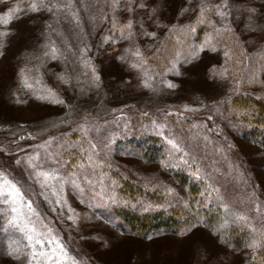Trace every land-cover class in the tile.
<instances>
[{
    "label": "rangeland",
    "instance_id": "obj_1",
    "mask_svg": "<svg viewBox=\"0 0 264 264\" xmlns=\"http://www.w3.org/2000/svg\"><path fill=\"white\" fill-rule=\"evenodd\" d=\"M32 2L0 0V16L11 10L10 23L0 22V171L32 201L41 224L78 264H254L264 240L249 229L264 233V116L247 122L235 109L241 95L264 105V0H227L225 20L208 11L223 0H134L132 12L129 0L115 10L113 0H72L53 12H32ZM85 150L134 188L125 206L141 220L175 218L172 231L132 232L105 188L80 177L94 165L70 168L78 187L65 186L63 210L53 203L29 157L79 165L75 156ZM178 203L184 211L176 213ZM3 227L0 213V264H27V241Z\"/></svg>",
    "mask_w": 264,
    "mask_h": 264
},
{
    "label": "snow or ice",
    "instance_id": "obj_2",
    "mask_svg": "<svg viewBox=\"0 0 264 264\" xmlns=\"http://www.w3.org/2000/svg\"><path fill=\"white\" fill-rule=\"evenodd\" d=\"M120 3L121 0H113V9H117ZM133 3L134 0H129L127 11H134V8L132 7ZM72 6V0H68V3L66 5H61L58 3L50 4L47 2V0H33V2L29 5V10L32 12H41L45 10L48 12H53L54 9H59L61 7L71 8ZM139 7L144 8L146 7V4L141 3ZM212 7L215 8V14L219 16L221 20H225L230 15V13H226L224 11L225 8L229 7L227 0H223L222 3L215 4L214 6H209L208 11H211ZM204 10V6L202 5L200 12L201 17H203L204 15ZM252 11H254V9ZM8 16V19H4L3 16H0V22H3L4 24L10 23L11 10L9 11ZM73 16L77 19V23H79L78 14L73 13ZM200 22L204 23L205 21L201 20ZM111 23L114 28L115 15L113 16V20ZM208 23L212 24L215 27L214 21H208ZM157 26L160 27L161 25ZM124 27L129 30L130 37L131 30L133 28V21L129 20ZM227 30L232 31L231 28H228ZM190 31L195 32V28L190 29ZM216 31L219 32L220 29L216 28ZM3 34L6 35L7 33ZM120 34L121 36H123V29L120 30ZM144 35L155 38L156 33L145 31ZM207 43L208 40L206 39L204 44L200 45V51L204 50V46ZM212 50L215 51L216 49L213 48ZM81 51L83 53L86 52L87 49H82ZM2 54L3 53L0 52V55ZM45 55H48V53H45ZM134 55L137 57H142L143 54L139 49H137ZM225 55L227 56L228 53L226 52ZM51 58H58L57 49L55 48L54 44L52 47ZM117 58L121 60L124 59V57L122 56ZM130 67L137 69L139 68V65L133 62L130 64ZM92 70L93 72H95L94 67ZM19 74L22 77L24 85L28 88H31L32 85L27 83L28 78L25 74V70L20 69ZM146 75L147 73H145V76ZM96 78L99 79L98 76ZM61 79H63V77H61ZM145 86H147V80H145ZM168 86L173 87L170 82ZM48 91L50 93H53V96L55 95L52 89H48ZM37 99L44 100L49 99V97L38 95ZM53 102L57 104L63 103V101L58 98ZM21 139H24V137H21ZM90 147L95 148V145H90ZM93 154L95 155V153ZM17 163H20V161H17ZM92 163L93 161L91 156H89L87 164L81 162L79 165H76L71 160L64 161L59 157H51L50 159L42 158L39 153L34 154V158L29 157L28 159V165L32 170L35 182L39 183L41 188L50 190L52 192L55 198L53 203L60 206L61 210H63V207L67 204V200L61 196V193L64 191L65 186L71 183L74 187H78V185L76 184L77 171L69 172L68 170L70 168H75L77 170L86 169L87 167L92 165ZM89 175L90 174H85L84 179L90 184L91 180L89 179ZM82 191L83 189H81V192ZM67 207L68 211L72 213V215L68 216V219L73 220V222L75 223L77 219L75 209H73L71 205H67ZM0 213H2L4 217L3 230L5 232L9 230H15L18 233L22 234L23 239L27 241L26 247L30 249V251L27 253V264H78L76 259L70 256L61 239L53 234V230L47 225L41 224L42 218L33 207L32 201L26 198L25 193L22 191L21 187L18 186V183L2 171H0ZM12 254H14L16 258H19L21 253L19 249H17Z\"/></svg>",
    "mask_w": 264,
    "mask_h": 264
},
{
    "label": "trees",
    "instance_id": "obj_3",
    "mask_svg": "<svg viewBox=\"0 0 264 264\" xmlns=\"http://www.w3.org/2000/svg\"><path fill=\"white\" fill-rule=\"evenodd\" d=\"M234 99L237 101V98L234 97ZM235 100L233 101L235 102ZM237 105L236 106L238 108L235 109L236 113L241 112L240 110L242 108V112L240 113V115L244 112L247 116V119L249 117L247 122L251 121V119L255 115L259 117L264 116V105L252 96L241 95L239 97ZM261 118L264 119V117H261ZM263 122L264 120L262 121V123ZM93 153L94 152L92 150H89V151L85 150L83 151L82 156L80 157L75 156V160L79 162L78 164H80L81 162H84L85 164H87L88 158L89 156H91L92 161H93L92 165H94V169H95V170H92V174H90L89 172H86L85 170H81L79 175L83 180H85L84 179L85 174H90L89 179L91 180L90 184L92 187L94 186L97 189H101V187L105 188V190L107 191V195L111 197V203L113 205V209L115 213H117L120 216V218H122L128 225L132 226V229H133L132 232L137 233L138 227L143 228V230L150 229V231H152L154 230L153 228H158L160 230L159 232H163V231L171 232L172 231L171 229L174 227V226L171 227V225L173 223L174 224L177 223V222H174L175 218L171 219V218H165L162 216L151 218L145 215V217L143 216L144 220L142 219L143 220L142 222V220L139 219L140 216L137 214L138 210L133 211L128 207V205L127 206L124 205L125 198H131V200H133L132 197L135 194L134 188H131L130 186H128L129 184L127 181H126L127 183H125L122 180L121 176L113 172L110 169V166L102 159V157H98L96 153L95 155ZM19 172L24 173L22 166H19ZM130 189H132V191ZM166 201H170V203L171 202L174 203L171 199L166 200ZM174 205H175L174 210L176 213L184 211L183 204L178 203L177 205L179 206H176V204ZM168 211L171 212L170 210ZM185 211L189 213L187 209H185ZM249 229L251 232L259 233L258 235L260 236L261 234H264L263 232H259V229L254 230L253 227ZM263 239L264 238H262L261 240ZM261 245L262 246L258 249V254L256 257V261L254 260V264H264V240L262 241Z\"/></svg>",
    "mask_w": 264,
    "mask_h": 264
}]
</instances>
